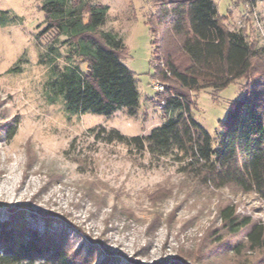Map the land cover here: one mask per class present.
Masks as SVG:
<instances>
[{
    "label": "rangeland",
    "instance_id": "rangeland-1",
    "mask_svg": "<svg viewBox=\"0 0 264 264\" xmlns=\"http://www.w3.org/2000/svg\"><path fill=\"white\" fill-rule=\"evenodd\" d=\"M50 1L58 0H0V222L52 236L81 264H198L225 204L264 224V200L255 194L205 186L171 156L129 153L89 135L95 126L145 135L163 121V97L174 91L165 89L158 99L151 86L150 0H92L108 6L103 29L125 45L122 62L135 74L139 94L133 116L125 108L109 116L70 114L50 89L56 59L50 48L60 68L70 63L67 46L52 41L54 31L38 36L45 26L40 7ZM213 1L227 28L264 45V0ZM245 84L239 78L221 90L189 93L194 120L212 137L223 131L220 122ZM9 129H15L11 138Z\"/></svg>",
    "mask_w": 264,
    "mask_h": 264
},
{
    "label": "trees",
    "instance_id": "trees-1",
    "mask_svg": "<svg viewBox=\"0 0 264 264\" xmlns=\"http://www.w3.org/2000/svg\"><path fill=\"white\" fill-rule=\"evenodd\" d=\"M150 3L146 24L155 78L174 91L163 97V121L145 135L128 136L103 126L90 128L89 135L94 141L122 144L129 153L171 156L205 186L251 192L264 200V45L240 29L227 28L213 0ZM108 9L92 0L50 1L40 7L45 26L38 36L54 31L52 41L67 46L70 63L61 68L55 63L58 53L50 48L56 59L51 57L48 84L70 114L109 116L121 108L130 116L137 112L135 74L122 62L125 45L103 29ZM239 78L246 80L243 97L229 104L220 122L223 131L212 137L194 120L189 93L221 90ZM14 134L9 129L7 136ZM219 216L221 224L207 236L196 262L216 264L222 257L224 264H264V224L236 215L229 204L219 208ZM81 263L52 236L13 220L0 222V264Z\"/></svg>",
    "mask_w": 264,
    "mask_h": 264
},
{
    "label": "built area",
    "instance_id": "built-area-1",
    "mask_svg": "<svg viewBox=\"0 0 264 264\" xmlns=\"http://www.w3.org/2000/svg\"><path fill=\"white\" fill-rule=\"evenodd\" d=\"M151 86H152V89L156 93H161V92L165 91V85L162 82L158 81V80L152 81ZM161 104H163V101H162Z\"/></svg>",
    "mask_w": 264,
    "mask_h": 264
}]
</instances>
